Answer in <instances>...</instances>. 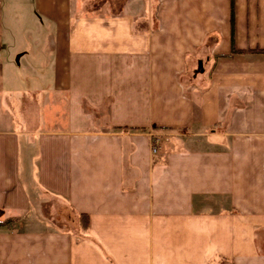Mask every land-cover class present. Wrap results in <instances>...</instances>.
<instances>
[{
    "label": "crops",
    "instance_id": "0c3cea01",
    "mask_svg": "<svg viewBox=\"0 0 264 264\" xmlns=\"http://www.w3.org/2000/svg\"><path fill=\"white\" fill-rule=\"evenodd\" d=\"M6 218L0 264H264V0H0Z\"/></svg>",
    "mask_w": 264,
    "mask_h": 264
},
{
    "label": "rangeland",
    "instance_id": "374dc122",
    "mask_svg": "<svg viewBox=\"0 0 264 264\" xmlns=\"http://www.w3.org/2000/svg\"><path fill=\"white\" fill-rule=\"evenodd\" d=\"M168 135L170 137V141H173L175 143L179 142L180 139H175L173 137H176L178 136V133L176 132H173V131H168L167 132ZM178 137H184L183 135H180ZM44 206H47L45 208H48V205L45 204ZM44 214L47 216V219H49L48 222V226L49 227H59L61 225H72L73 224V219H72V215H70V213L68 211H66V209L62 206V205H59L57 206V209L56 210H50V208L47 210L44 209ZM73 226V225H72Z\"/></svg>",
    "mask_w": 264,
    "mask_h": 264
},
{
    "label": "trees",
    "instance_id": "16d2710c",
    "mask_svg": "<svg viewBox=\"0 0 264 264\" xmlns=\"http://www.w3.org/2000/svg\"><path fill=\"white\" fill-rule=\"evenodd\" d=\"M230 8H232V0H230ZM13 221V218H6L0 221V226H8ZM78 223L80 227H85L86 225V215L83 213L78 214Z\"/></svg>",
    "mask_w": 264,
    "mask_h": 264
},
{
    "label": "built area",
    "instance_id": "2783aa9c",
    "mask_svg": "<svg viewBox=\"0 0 264 264\" xmlns=\"http://www.w3.org/2000/svg\"><path fill=\"white\" fill-rule=\"evenodd\" d=\"M152 142L155 143L156 139L154 138ZM154 149H155L154 146H152L151 150L154 151Z\"/></svg>",
    "mask_w": 264,
    "mask_h": 264
}]
</instances>
